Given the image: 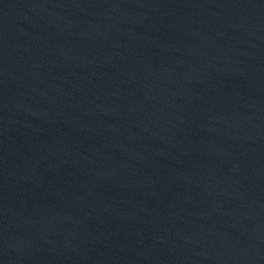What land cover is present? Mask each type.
I'll use <instances>...</instances> for the list:
<instances>
[{"label": "water", "instance_id": "obj_1", "mask_svg": "<svg viewBox=\"0 0 264 264\" xmlns=\"http://www.w3.org/2000/svg\"><path fill=\"white\" fill-rule=\"evenodd\" d=\"M0 264H264V0H0Z\"/></svg>", "mask_w": 264, "mask_h": 264}]
</instances>
